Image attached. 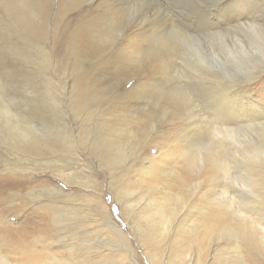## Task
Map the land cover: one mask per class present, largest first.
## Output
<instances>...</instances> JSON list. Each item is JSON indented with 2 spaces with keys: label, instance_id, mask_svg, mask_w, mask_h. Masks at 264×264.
Returning a JSON list of instances; mask_svg holds the SVG:
<instances>
[{
  "label": "rangeland",
  "instance_id": "374dc122",
  "mask_svg": "<svg viewBox=\"0 0 264 264\" xmlns=\"http://www.w3.org/2000/svg\"><path fill=\"white\" fill-rule=\"evenodd\" d=\"M127 1L45 0L48 17L45 12L43 18L34 20V26L38 32L35 38L39 40L40 48L47 51L46 57L42 55L44 51L39 44L28 55L27 46L17 31L9 27L11 30L5 31L0 27V80L6 82L7 93L18 101L23 102L21 99H24V104L31 109L51 110V115L46 113L48 115L44 120L47 124L45 128H49L45 133L46 139L40 135L39 142L29 148L23 147L22 141L17 139L10 144L0 142V257L7 263L52 264L54 259L58 264H70L68 251L64 248L69 241H117V232L108 223V216L110 223L136 250L141 264H146L144 255L153 252L148 253L144 249L149 242L145 237V242L142 240L141 243L144 222L139 210L143 204L129 207V201L135 200V194L155 197L161 203L168 194L182 186L188 190L194 209L202 206L215 208L217 203L225 204L227 196L234 199L235 208L261 206L260 197L240 187L235 190L231 188L235 181L230 178L240 182L246 180L244 156L237 163L233 156L228 155L224 159L222 155L215 154L219 148L213 129L233 122L226 116L234 112L226 110L225 116L214 112L218 103L215 101H218L217 96L220 97L216 91L210 94V100L202 97L199 104L190 102L187 95L191 91L192 81L189 79L190 84L184 82L187 72L178 60L179 54L178 57L174 56L179 43L177 30L193 37L196 34L200 40L210 34L208 29L200 26L204 23H194V18L204 9V5L199 0H191L190 3L180 0ZM126 4L128 7L123 12L129 18L123 12L120 14L128 24L126 37L117 38L110 49L106 44H97L93 40L92 29L97 30L105 16L120 11ZM139 26H146L144 31L147 32L142 34L144 31H139ZM80 37H84L83 43ZM34 54L36 59L33 58ZM26 55L33 61L27 60ZM123 57L127 61L124 62ZM169 65H173V71ZM143 67L154 69V73L142 75ZM260 69L263 71L264 67ZM168 71L175 74L169 75ZM246 74L236 72L231 80L236 82L237 78V82H245ZM73 93L89 111L74 115L71 111L73 97L69 96ZM244 95V102L260 106L259 109L264 111V72ZM183 96H187L186 101ZM59 99L61 103L58 107ZM51 101L56 106H52ZM193 103L199 105L198 117L192 116V107L197 111ZM86 114H89L87 124L83 120ZM35 116L37 127L42 128L43 118ZM190 122L197 125L192 126ZM82 125H93L103 131L107 130V126H120L140 138L145 137V142L138 156L131 157L129 162L126 159L123 161L116 146L107 149L99 143L84 141V131L87 137L92 133L89 132L90 127ZM183 134L191 135L182 140L180 136ZM191 144H196L191 149L198 155L204 156L211 148L214 158L203 164L197 160L195 162L187 153ZM220 148L227 150L226 143L223 142ZM51 151L53 153L49 155ZM29 158L41 160L39 166ZM42 160L60 165L66 176L59 178L55 173L52 175L53 169L50 167L39 169L44 163ZM25 168H32L34 177L30 178ZM54 187L56 189L53 190ZM40 191H45L46 195H32V192ZM49 204L53 208L48 207ZM188 212L183 211L176 219L185 217ZM177 227L173 225L172 229ZM194 232L193 228L189 229V234ZM189 234L181 233L178 238L187 242ZM226 238L223 235L211 238V246L201 259L209 264H214L217 256L231 261L233 255L229 248L233 246ZM170 239L168 241H172ZM159 241L164 256L172 259L175 246L169 243L165 245L162 237ZM101 249V252L104 251L102 255L110 258L114 253L109 250L118 248ZM190 250L194 261L196 251L192 247ZM257 254L259 251L256 252V259L259 257L264 263L263 255Z\"/></svg>",
  "mask_w": 264,
  "mask_h": 264
},
{
  "label": "bare ground",
  "instance_id": "6f19581e",
  "mask_svg": "<svg viewBox=\"0 0 264 264\" xmlns=\"http://www.w3.org/2000/svg\"><path fill=\"white\" fill-rule=\"evenodd\" d=\"M139 1L141 3V0ZM129 2H131V0H129ZM129 2L127 1L126 3ZM149 5L152 6V4ZM45 6V0H0V17L2 18L0 19V27L5 31L11 29L16 30L20 38L24 41L23 43H25V46H27L26 52L28 55H30L32 51L35 50L36 45L39 44V40L35 38L38 36V32L35 30L34 20L39 17L43 18V15L47 12ZM127 7L128 4H126V6L123 5V9L120 11L105 16L97 30L92 29V37L97 44H106L110 49L112 44L116 42L115 40L117 38L126 37L125 29L128 24L125 20L121 19L120 14L127 9ZM135 7L134 10L137 9V7L136 9ZM41 13L42 15H40ZM123 15H126L127 19L129 18L127 13L125 14V12H123ZM46 17H48V12ZM194 19L195 24H198L196 22H199L200 24L204 23V25L200 26L210 31V34H208V36L206 35L204 40L196 38V34L193 37L189 34L180 32L179 30H175L178 34L177 41L179 43L176 46L178 51L176 50L174 56L178 57L179 54L180 57L178 60L180 59L179 62H182L183 70L187 72V76L189 77L188 79H186L187 76L185 79H183V77L181 79L185 80L184 82H189V79L190 82L192 81L191 91H189L190 93L187 95L188 100L190 102H198L197 104H199L200 98L206 97L209 99L210 94L216 91V93L219 92L220 97L217 96L218 101L215 102L218 103L215 106L214 112H217L216 114L218 115L221 114L224 116L226 115V110L230 113L234 112V114L232 113L233 115L226 116L227 118L232 119L233 122L224 123L225 127L223 128L216 127L213 129L215 137L218 138L217 142L219 148H217L218 152L215 154L222 155L224 159H227L225 156H233L237 163L240 162L242 156H244L246 165L243 166V169H245L246 180L240 182L230 178V180L235 181V184H231V188L235 190L240 187L241 189H246L255 196L260 197L261 199L259 202L261 203V206L259 208H253L250 206L235 208L233 207L234 199L227 196L225 197V204L217 203L215 208L210 209L202 206L201 208L194 209L191 202L192 199L190 198V195L187 194L188 190H184L182 186H178L176 191L168 194L166 199L161 203H159V199L155 197L146 198L143 193L135 194V200L129 201V207L131 208L135 204H143L140 208L141 210H139V215L144 222V227L141 233V243L143 241L145 242V237L149 242H147L148 246L146 245L144 249L148 253L153 252L144 255L146 264H209L206 263L205 259H201L202 255L210 248V239L220 235L229 238L226 239L229 240V243L233 246L231 249L229 248V252L233 256L231 257V261H226L225 257H219L216 255L217 258H214L215 262H219L220 264H264L259 260L261 258L257 257L258 259H256L255 257L256 252L258 251L259 254L257 255H263L264 257V111L259 109L260 106L258 107L248 102H244L243 98L245 96L244 93L249 92L251 85L256 83V81L260 79L262 72H264V69L263 71L260 69L264 67V0H212L210 4L206 6L204 5V9H201L198 12V16ZM160 24L162 23L160 22ZM145 27L142 28V26H139L138 30L140 31L143 29L144 31ZM146 32L147 30L142 34H145ZM80 39L83 43L84 37H80ZM41 45L43 47V44ZM151 45L154 46L153 44ZM40 49L44 51L42 54L44 57L48 56L46 53L47 51L43 48ZM125 49H128V47ZM105 51H108V49ZM165 52L167 51L165 50ZM26 58L29 61H33V59L27 55ZM33 58L36 59L35 54ZM125 58L126 57H123L122 59L124 60ZM131 58L133 57H130V59ZM48 59L49 57H47V60ZM70 59L71 58H69L68 61ZM165 59L167 61L166 56ZM125 61L127 60L125 59L124 62ZM173 61L175 62V60ZM165 65H168V63H165ZM172 66L169 65L170 69ZM176 69H178V67ZM256 69L260 70L253 72V70ZM242 71L248 73L246 74V81L237 82L236 78V82L233 79L232 82L231 76L236 72ZM171 73L172 72H170L169 75L175 74ZM174 76L176 77L177 73ZM180 76H182V74ZM184 82L182 83L185 84ZM6 88V82L3 83L0 80V142L10 144L13 139H17L22 141L21 143L23 147L29 148L32 144L39 142L40 135L43 139H46L47 137L45 133L49 131V128H45L47 124L44 120L45 117L47 118L46 115H48L46 113L51 115V110L48 112L37 111L35 108L31 109V107H27L28 105L24 104V99H21L23 101L21 102L20 100H16L12 94H8ZM74 93L76 92L74 91ZM74 93L69 94V96L73 97L71 111L74 115L76 116V114H80L81 112L84 113L89 111L87 107H84L82 103L78 101V97L74 95ZM216 93L215 96L217 95ZM187 96H183L185 101L187 100ZM212 97L214 98V95H212ZM180 98L181 96L178 97V99ZM173 99H175L174 96ZM211 101L209 104H211ZM235 102L236 105L234 104ZM60 103L59 99L58 107L60 106ZM196 103L193 104L196 105L197 111L195 110V107L191 106V110L194 113H190H193L192 116L195 115V117H198L199 105ZM50 104L56 106L52 101ZM35 115H39L40 118H43L44 125L42 128L37 127L39 125H36L34 121ZM88 115L89 114H86L84 116L85 119L83 120L85 124L89 123ZM231 124L234 127H232ZM191 125L196 126L197 123L193 122ZM82 126L87 128L90 127L89 132L92 133L91 136L87 137L83 128L84 141L91 142V144L99 143L100 145L107 147V149L110 146H116L118 149L117 152L123 161L126 159L128 160L127 162H129L131 157L138 156L139 151H141L143 143L145 142V137L140 138L137 134L127 132L120 126H107V130L105 131L100 127L97 128L93 125ZM190 135L191 134H183L180 137L182 140H186L187 137L190 138ZM223 142L226 143L227 150L220 148ZM192 145L196 144H191L187 153L192 156L195 162L197 160L203 164L214 158L215 154H211V148H209V151L203 156L195 154V151L191 149ZM182 149L184 151L185 147ZM51 153H53V151H51L49 155H51ZM29 161H34V163L39 166L41 160H31L29 158ZM42 161H44V163L40 165L41 167H39V169L45 170L50 167V169H53L52 175L55 173L59 178L66 176L63 171L64 169L61 168L60 165H55L47 160ZM18 165V167H20V164ZM19 169L23 170L22 168ZM25 169L28 170L30 178L34 177L32 175V168ZM30 170L31 173L29 172ZM52 189L54 190L56 187ZM31 190L34 189L32 188ZM32 195L44 196L46 193L45 191L32 192ZM204 196L206 197V195ZM48 207L53 208V205L49 204ZM104 209L106 211L105 206ZM185 210L189 211L188 214L181 219H176L178 215ZM107 219L108 223L111 224L110 226L113 228V231L115 233L117 232V241L111 243H101L100 241V243H91L88 240H83V242L69 241L66 246L64 245V248L68 251L70 264H141L137 252L131 246V243L125 240V237L119 232L114 224L110 223V218L108 216ZM173 225H178V227L172 229ZM190 228H193L196 232L189 234ZM181 233L189 234V240L187 242H183L181 237L178 238ZM161 237L162 242H166L165 245L169 243L175 246V249L172 252V254H174L172 259H167L164 256L163 248L159 246V244H161V241H159ZM170 238H172V241H168ZM105 247L118 249L109 250L111 253H114V255L109 258L102 255L104 251L101 252V248L107 250ZM191 247L197 254L194 261L190 255ZM154 249H156V251H153ZM91 255H93V258H91ZM0 264L25 263H7L2 257H0ZM52 264H58V262L53 259Z\"/></svg>",
  "mask_w": 264,
  "mask_h": 264
},
{
  "label": "snow or ice",
  "instance_id": "6c2138e0",
  "mask_svg": "<svg viewBox=\"0 0 264 264\" xmlns=\"http://www.w3.org/2000/svg\"><path fill=\"white\" fill-rule=\"evenodd\" d=\"M109 3H112L113 0H108ZM180 2H191V0H180ZM200 4L203 6V5H208L212 2V0H199ZM150 72H153L154 73V69L150 68V67H143L141 69V74L142 75H148Z\"/></svg>",
  "mask_w": 264,
  "mask_h": 264
}]
</instances>
